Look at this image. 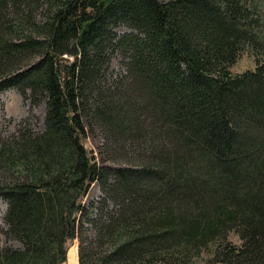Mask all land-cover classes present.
<instances>
[{"label": "trees", "instance_id": "16d2710c", "mask_svg": "<svg viewBox=\"0 0 264 264\" xmlns=\"http://www.w3.org/2000/svg\"><path fill=\"white\" fill-rule=\"evenodd\" d=\"M114 50L125 73L108 84ZM243 54L254 67L234 72ZM7 88L46 112L41 132L26 118L0 138L21 244L0 264H65L92 181L79 264H264V0H0ZM84 120L121 165L97 166Z\"/></svg>", "mask_w": 264, "mask_h": 264}, {"label": "rangeland", "instance_id": "374dc122", "mask_svg": "<svg viewBox=\"0 0 264 264\" xmlns=\"http://www.w3.org/2000/svg\"><path fill=\"white\" fill-rule=\"evenodd\" d=\"M115 30L118 35L129 31V29L124 25L117 26ZM124 59L125 58L119 50H114L110 54V59L104 75L106 83L110 84L113 80L125 73ZM253 67L254 62L252 57L247 54H243V56H241L234 64L232 70L234 72H240L244 69ZM45 112L46 104L44 100L37 104H32L29 99V95L23 96L15 88H7L0 91V138L16 133L20 124L26 118L30 120L31 126L35 131L41 132L44 129ZM84 128L85 132L81 138V142L97 166L117 167L121 165L120 163L110 159L100 127L96 124L89 125L84 120ZM102 196L103 193L100 190L99 183L97 181H92L86 193L82 195L81 203L85 206L89 213L84 217L80 214L78 215V225L80 228L77 230L76 236L68 241L65 264L72 263L70 258L71 251H73V253L75 252V263L79 264V247L82 242V237H85L88 241L94 239L95 229L90 220L95 216V214H98L96 207ZM6 208V202L3 199H0V248L6 245L14 248H20L21 244L17 240L8 238L4 234V231L7 228V224L4 220ZM226 237L228 240H231L236 244H239L240 242L238 236L233 232H229ZM211 255L212 254L210 252H202V259L199 260L197 264L205 263Z\"/></svg>", "mask_w": 264, "mask_h": 264}, {"label": "bare ground", "instance_id": "6f19581e", "mask_svg": "<svg viewBox=\"0 0 264 264\" xmlns=\"http://www.w3.org/2000/svg\"><path fill=\"white\" fill-rule=\"evenodd\" d=\"M73 248H74V247H73ZM72 253H73V251H71V254H70V255H71L70 258H71V261H72L71 264H74V263L76 262V261H75V252H74L73 254H72ZM75 264H76V263H75Z\"/></svg>", "mask_w": 264, "mask_h": 264}]
</instances>
